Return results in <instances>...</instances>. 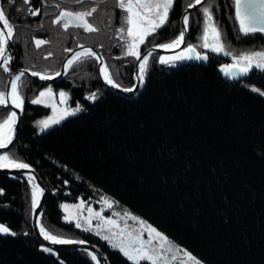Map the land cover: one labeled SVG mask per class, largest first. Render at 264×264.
Here are the masks:
<instances>
[{
  "label": "trees",
  "instance_id": "trees-1",
  "mask_svg": "<svg viewBox=\"0 0 264 264\" xmlns=\"http://www.w3.org/2000/svg\"><path fill=\"white\" fill-rule=\"evenodd\" d=\"M104 1L111 0H1L9 26L19 28L5 68L55 73L69 49L89 43L105 63L111 59L110 70L117 69L108 54L119 51L112 40L121 19L117 0L111 1L112 19L109 12L100 17L101 24L111 25L102 26L106 31L99 39L56 20L61 10L90 9ZM190 3L173 0L166 22L140 52L173 40ZM211 11L226 41L264 44L260 32L239 36L232 0H214ZM200 18L198 8L189 13V44L200 31ZM34 39L45 47H28ZM155 58H148L141 87L131 98L110 92L98 80L92 57L72 62L51 86L66 90L69 105H80V112L42 132L34 121L49 109L31 97L45 85L28 76L18 79L24 116L7 155L33 165L46 183L43 226L57 236L97 244L110 264H137L63 219L61 203L104 195L199 264H264V72L230 78L223 70L226 59L209 53L172 67H159ZM120 66L114 81L132 86L133 60ZM31 209L27 180L0 174V224L9 230L0 232V264H94L84 252L43 246L31 229Z\"/></svg>",
  "mask_w": 264,
  "mask_h": 264
},
{
  "label": "rangeland",
  "instance_id": "rangeland-1",
  "mask_svg": "<svg viewBox=\"0 0 264 264\" xmlns=\"http://www.w3.org/2000/svg\"><path fill=\"white\" fill-rule=\"evenodd\" d=\"M111 1H104L99 7L92 6L90 9L77 11L61 10L56 20L60 22L63 28L70 25L79 26L81 30L89 31L94 38L99 39L104 31H106L105 29L109 30L111 25L106 20L105 22L102 20L101 24L100 19L101 15H106L108 12L109 14L107 16L112 19V9L115 8V2ZM185 1L192 3L194 0ZM172 2L173 0H117L116 8L121 10V19L119 25L114 29L112 40L118 43L117 48L119 51L115 55H112L111 51L108 54L110 57H114L115 62L112 59V64L116 65L118 70H110L107 66L108 60L111 61L110 58L105 63L108 72L112 73V76L110 73L109 75L113 81L115 80L113 79V75L118 72L120 73L123 66H120V64L123 61L130 62L133 60L134 65L140 53L141 46L146 42L147 37L166 22ZM213 2L214 0H205L198 7L201 17L199 19L200 31L196 36L195 42L193 44L185 42L184 46L174 53H155V60L158 66L172 67L182 61L204 59L206 53H209L210 56L224 57L226 59V62L223 64V70L230 78L244 77L255 69L264 72V44L256 42L233 44L226 41L223 29L211 11ZM232 3L234 8L233 21L235 30L240 34L239 36L251 35L254 32H260L264 35V0H232ZM103 25L109 27L104 29L102 27ZM9 29L11 38L14 31H19V28L16 26H9ZM24 35L25 32L19 33V37L24 38ZM32 42L34 43L27 44L26 42L28 47L34 45L38 48L40 44L43 45V48L45 47L41 39H34ZM253 44L259 45L255 46ZM87 57L92 56L84 55L78 57L76 60L80 61L81 59L83 61ZM118 61L120 63L119 66ZM3 62L4 67L0 68V92L4 94L5 82L9 72ZM147 63L148 59L144 63L141 72L142 82ZM44 85L43 88L36 91L31 97V102L45 105L49 109L47 115L37 118L34 121L39 132L46 130L54 124L60 123L69 116L77 115L81 108L80 105H69V93L66 90H54L51 84ZM16 93L23 107L21 93L18 90H16ZM88 97L92 99L94 98V94H90ZM3 110L5 112L1 114L2 119L0 123L9 114L8 109L3 108ZM27 184L32 202V187L28 181ZM60 206L65 221L72 222L76 227L100 237L107 245L119 250L134 263L139 264L140 262L146 261L150 264H199L190 256L184 255L181 249L165 237L157 235L156 232H154L156 235L151 236L148 232L149 229L144 223L126 210L118 207L108 196L97 195L89 199L78 198L75 202H63ZM0 232L9 233V230L3 224H0ZM50 234L57 236L53 233Z\"/></svg>",
  "mask_w": 264,
  "mask_h": 264
},
{
  "label": "water",
  "instance_id": "water-1",
  "mask_svg": "<svg viewBox=\"0 0 264 264\" xmlns=\"http://www.w3.org/2000/svg\"><path fill=\"white\" fill-rule=\"evenodd\" d=\"M205 0H194L187 5L179 19V34L168 43L156 44L143 49L137 56L133 65V84L130 87H122L115 83L109 75L108 69L101 52L92 44L84 43L71 48L62 58L60 66L55 73L43 74L27 68H17L9 72L5 82V92L0 100V107L9 110L8 117L0 123L7 124L4 135L0 144V156L6 155L8 150L17 140L23 121V107L19 100L12 97V84L16 91L17 80L21 76H28L33 81L42 84H52L62 79L70 64L79 56L90 55L96 60V74L98 80L112 93L119 94L124 97H134L140 89L142 82V67L151 54L174 53L181 49L187 39L188 33V17L189 13ZM11 43V32L1 9L0 1V65L7 56L9 44ZM17 94V93H16ZM0 174H9L24 177L34 186L32 192V211H31V229L34 237L45 247L49 249H65L72 251H80L88 254L94 264H110L106 252L97 244L91 243L83 239L63 238L50 234L42 224L43 208L48 195V188L38 170L31 164L23 161H14L8 165L0 164ZM30 183V184H31ZM31 186V185H30ZM32 189V188H31Z\"/></svg>",
  "mask_w": 264,
  "mask_h": 264
},
{
  "label": "bare ground",
  "instance_id": "bare-ground-1",
  "mask_svg": "<svg viewBox=\"0 0 264 264\" xmlns=\"http://www.w3.org/2000/svg\"><path fill=\"white\" fill-rule=\"evenodd\" d=\"M5 17V16H4ZM80 57V56H79ZM144 65V64H143ZM144 67V66H143ZM143 67H142V69H143ZM11 88H12V97H13V99H16L17 101H18V95L16 94V91L13 89L14 88V84H12V86H11ZM3 93H1L0 92V100L3 98ZM8 126H7V124H4V125H0V144H1V141H2V137H3V135H4V130L7 128ZM15 160H12L11 158H9V156L6 154V155H2V156H0V164L1 165H8V164H11L12 162H14ZM30 183H31V181H30ZM29 183V185H31V187H32V190H33V192H34V186H33V184L31 183L30 184Z\"/></svg>",
  "mask_w": 264,
  "mask_h": 264
},
{
  "label": "flooded vegetation",
  "instance_id": "flooded-vegetation-1",
  "mask_svg": "<svg viewBox=\"0 0 264 264\" xmlns=\"http://www.w3.org/2000/svg\"><path fill=\"white\" fill-rule=\"evenodd\" d=\"M148 232H149V234H150L151 236L156 235L155 233L151 232L150 230H149ZM146 235H147V234H146Z\"/></svg>",
  "mask_w": 264,
  "mask_h": 264
}]
</instances>
